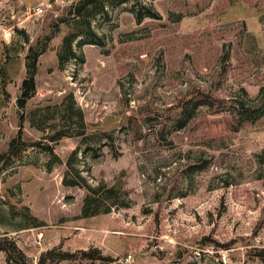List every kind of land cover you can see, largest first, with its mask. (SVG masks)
Returning a JSON list of instances; mask_svg holds the SVG:
<instances>
[{"label":"rangeland","instance_id":"rangeland-1","mask_svg":"<svg viewBox=\"0 0 264 264\" xmlns=\"http://www.w3.org/2000/svg\"><path fill=\"white\" fill-rule=\"evenodd\" d=\"M78 2L0 0V264H264V0H98L60 64ZM69 165L124 200L86 217Z\"/></svg>","mask_w":264,"mask_h":264},{"label":"trees","instance_id":"trees-1","mask_svg":"<svg viewBox=\"0 0 264 264\" xmlns=\"http://www.w3.org/2000/svg\"><path fill=\"white\" fill-rule=\"evenodd\" d=\"M97 1L98 0H79V2L74 7V12L72 14H75L76 19H74V23L70 25L71 32L65 37L63 47L59 53L60 64H64L71 58L76 57V51L73 48V43L78 37L82 35H94V30L88 17L89 13L93 8L100 12L105 10V4L103 3L100 5L97 3ZM44 51V48L40 49L39 45L32 46L29 50L26 62L27 76L23 81L21 87L22 94L19 99V106L21 108H25L27 106L28 100L37 90L36 78L39 70V57ZM75 118L76 117L72 115L69 108V110L62 117L64 122L63 128L57 132L56 136L52 137V140L56 141L64 137H77L84 135L87 129L84 117L80 116L79 120ZM104 134L105 133L102 135ZM21 143L23 144L22 132H20L17 137L12 139L8 151L0 154V164L10 161V159L16 156L21 151V149L24 148V146L26 147V143H24V146ZM50 150L53 151L52 149ZM78 178L85 180L78 170L74 168L72 169L69 165L64 178V184L65 186H85L87 189V196L84 200L83 213L86 217H93L108 213L114 206L120 204V202L124 200L126 191L120 183L113 185L101 184L100 186L95 187L90 184L86 185L81 183ZM0 249L6 250L10 256H12V252H18L20 255H24L16 245H14V247L11 249L10 247H3V245L0 243Z\"/></svg>","mask_w":264,"mask_h":264}]
</instances>
